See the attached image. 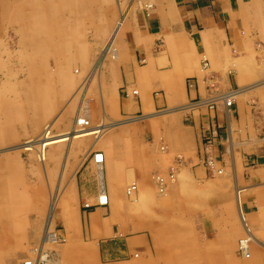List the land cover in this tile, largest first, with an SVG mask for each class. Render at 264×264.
Wrapping results in <instances>:
<instances>
[{
	"label": "rangeland",
	"instance_id": "rangeland-1",
	"mask_svg": "<svg viewBox=\"0 0 264 264\" xmlns=\"http://www.w3.org/2000/svg\"><path fill=\"white\" fill-rule=\"evenodd\" d=\"M120 1L124 6L131 5V20L143 15L144 9L151 10L144 7L146 4L143 6L132 0V3L119 0V5L117 0H0V150L36 138L56 117L54 129L64 131L72 125L79 109L89 115L93 125L103 120L121 119L118 116L117 80L118 48L123 30L114 42L119 55L115 57L110 52L103 65L96 68L98 71L92 70L114 30ZM148 3L153 5V0ZM34 12L38 13L40 20L31 21ZM257 29L258 38L262 39L264 27ZM38 39L45 43L37 44ZM255 54L253 52L252 56ZM65 116L69 118L68 126L62 121ZM116 129L102 133L95 144L94 135L75 139L68 154L63 146L65 149L62 148L60 156L54 160H49L48 156L47 174L32 151L0 152V264L30 263V248L43 235L55 194L52 228L57 230L60 240L57 245H52V249L57 251L61 264H73L77 260L80 264H94L96 253L97 264H264V204L258 203L254 216L248 214L244 201L249 190L240 186L242 212L253 237L249 238L239 216L232 172L227 171V175L224 170L219 174L228 185L223 188L220 184L205 185L183 168L179 173L182 171L180 175L186 177H180L177 172L179 185L171 191L176 183L173 180L167 195L159 194L153 181L143 187L157 194L151 196L152 201L124 194L127 184L137 183L134 179L126 178L118 186L117 192L121 191L122 195L117 194L120 200L115 210L119 213L113 212L110 216L114 233L118 236L121 232L123 238L133 232H148L150 245L140 248L138 257H100L97 242L89 234L85 218L95 207L85 208L82 199L77 198L76 177L80 176L95 150L106 151L110 161L117 156L112 159L114 174H119V169L122 174L137 163L140 167L147 165L135 155L124 153L118 157V150L112 141H108V136ZM214 137L216 130L212 129L211 137L206 141L210 142ZM248 163L250 165V161ZM165 174L168 176L169 170ZM157 175L163 174L152 171L151 180ZM116 176L114 184L119 181ZM73 183L74 197H69L67 189ZM222 195L230 198L224 199ZM256 195L262 197L261 192ZM205 219L211 220L210 227L216 231V241L207 234L206 223H209ZM149 223L151 227L147 226ZM152 229L156 234L151 232ZM244 238L248 248L241 251L238 243ZM81 241L85 245L90 242L92 247ZM206 247H215L216 250Z\"/></svg>",
	"mask_w": 264,
	"mask_h": 264
},
{
	"label": "crops",
	"instance_id": "crops-1",
	"mask_svg": "<svg viewBox=\"0 0 264 264\" xmlns=\"http://www.w3.org/2000/svg\"><path fill=\"white\" fill-rule=\"evenodd\" d=\"M153 5L150 13L140 14L135 20L126 22L128 25H124L126 28L123 27L125 29L121 36L117 80L118 116L121 120L129 117L138 119L120 126L109 138L118 150V157L124 153L135 155L140 161H146L147 165L140 167L137 163L130 170L125 169L120 174V180L129 178L140 185H148L152 182V171L166 173L174 158L181 155L183 170L208 184L214 181L212 176L216 175L208 162L217 159V165L227 175V171L233 173V182L235 176L238 185L251 186L245 197L244 209L254 216L260 201L256 193L261 192L264 197V31L262 39H259L257 29L264 27V0H153ZM253 52L256 53L254 56ZM200 61L209 62L208 74L200 69ZM248 73L251 75L248 76ZM190 77L195 80L189 85L187 81ZM245 85L254 91L249 89L241 95L243 98L239 96L241 98L236 99L229 111L221 104L214 109L201 107L189 112L176 110L177 106L181 107L189 101L208 98L217 91L246 88ZM131 86L134 90L131 88L130 91ZM144 113L149 114V118L143 117ZM165 121H168L167 124ZM212 129L216 130V137L211 138L210 142L206 141L207 137H211ZM173 132L178 134H171ZM164 144L168 149L161 151L160 147ZM155 152H159L157 155L161 160ZM253 162L256 164L251 166ZM86 166L76 177L77 193L83 202L96 197L98 193L94 170ZM111 166L113 168L115 163L111 162L108 167ZM235 172L239 175L242 173L241 177ZM222 179L225 180L224 177ZM109 212V209L94 208L85 215L87 229L97 242L100 257L132 256L133 251L150 245L148 232L123 238V234H118V237L112 233L114 227ZM93 215L97 217H89ZM206 220L209 223H206L207 234L215 239L216 231L210 227L211 220ZM92 227L97 228L95 230ZM102 230L105 231L102 233ZM97 261L96 256L95 263Z\"/></svg>",
	"mask_w": 264,
	"mask_h": 264
},
{
	"label": "bare ground",
	"instance_id": "bare-ground-1",
	"mask_svg": "<svg viewBox=\"0 0 264 264\" xmlns=\"http://www.w3.org/2000/svg\"><path fill=\"white\" fill-rule=\"evenodd\" d=\"M130 1V0H129ZM132 1H134V2H138L140 5H143V4H146L144 7H148V8H151V10H147V9H144L145 11H143L144 12V15H146V14H148V13H150L152 10H153V6L154 5H152V4H150V3H148V2H151V0H132ZM117 4L119 5V0H117ZM126 2H127V0H126ZM131 2V1H130ZM128 3V2H127ZM132 3V2H131ZM120 8L118 7V16H117V20H116V25L114 26V30H113V32H112V34H111V37H110V39H109V41L105 44V46H104V48L102 49V52H101V55H100V57L99 58H97L98 60H96L97 62H96V64H95V66H94V68L92 69L93 71H95V70H97L96 68H99L100 66H101V64L103 65V61L107 58V56H108V54L111 52H113L112 54H114L115 55V57H117L118 55H119V53L116 51V47L114 46V42H115V39L117 38V37H119V33L121 32V30H124L126 27L124 26L125 24H126V22H128L129 20H131L130 19V14H131V5H128V6H124V5H122V3H121V1H120ZM139 5V6H140ZM135 9H136V7H134ZM138 13V12H137ZM31 18V21L32 20H40V18H39V16H38V13L37 12H34V14L32 15V16H30ZM136 17V16H135ZM135 19V18H134ZM45 24V23H44ZM128 24H126V26H127ZM136 25V24H135ZM123 27H125L124 29H123ZM132 27H133V25H132ZM134 28H135V26H134ZM129 29V27H127V30ZM135 32V31H134ZM123 37H124V35H123ZM122 39V38H121ZM245 41V40H244ZM120 41H118V43H119ZM124 42V41H123ZM40 43H45L43 40H41V39H38L37 40V44H40ZM163 43V42H162ZM122 44V43H121ZM245 44V43H244ZM246 45V44H245ZM244 45V46H245ZM44 47H45V45H43ZM117 46V45H116ZM127 46V45H126ZM159 46V45H158ZM161 46H163L162 44H161ZM115 47V48H114ZM120 47V46H119ZM252 48V47H251ZM118 49H120V48H118ZM127 49V48H126ZM125 49V50H126ZM155 49V48H154ZM159 51V50H158ZM157 51V52H158ZM44 52V51H43ZM121 54H124V53H121ZM110 57V56H109ZM112 57V56H111ZM121 58V57H120ZM116 59V58H115ZM119 59V58H118ZM203 60V59H202ZM237 60V59H236ZM241 62H242V60H240ZM119 62V61H118ZM201 62V61H200ZM207 63H205L204 65H203V63L201 62V65H200V69L202 70V72L203 73H207L208 74V72H210V66H209V62L208 61H206ZM120 63V62H119ZM242 63H244V62H242ZM247 63V62H246ZM249 63L250 62H248V66H249ZM252 63V62H251ZM233 66H235L234 65V63H233ZM115 67V66H114ZM119 67V66H118ZM242 67V66H241ZM245 68H246V66H244ZM244 67L242 68V69H244ZM251 67H252V64H251ZM200 69H199V71H200ZM245 70V69H244ZM98 71V70H97ZM251 71H253V69L251 70ZM93 73H95V72H93ZM213 73V72H212ZM246 73V75H247V72H245ZM149 74V73H148ZM251 74H253V72L251 73ZM251 74H249L248 73V76L249 75H251ZM90 75H92V74H90ZM205 76V75H204ZM215 76V75H214ZM191 78H193V82H194V80H195V78L194 77H191ZM248 78V77H247ZM213 80H211L210 82H212ZM192 82V81H191ZM192 82V83H193ZM208 83V82H207ZM258 83V82H257ZM260 83V82H259ZM258 83V84H259ZM263 83V82H262ZM116 85V84H115ZM210 85H211V83H210ZM210 85H209V87H210ZM263 85V84H262ZM254 86H256V84L254 85ZM116 87V86H115ZM208 87V88H209ZM245 87L246 88H244V87H241V89L239 88V89H232V90H228V91H223V92H219V91H217V93H215V94H213L212 96H209L208 98H202V99H196V100H192V101H189L188 103H186L185 105H181V107H179V106H177L178 108H176V110H179V111H186V112H189V111H192V110H196V109H199V108H201V107H208V108H210L209 107V104H213V106H218V104H221L223 107H224V109L226 110V111H229L230 109H232V107H233V105H234V103H235V101H236V99L239 97V96H241L242 94H245V93H247V91L249 90V89H251L252 90V87H248V86H246L245 85ZM258 87V86H257ZM117 88V87H116ZM131 88H132V86L130 87V91H131ZM133 89V88H132ZM213 89V88H212ZM134 90V89H133ZM250 90V91H251ZM261 90V89H260ZM113 91H114V89H113ZM252 91H254V90H252ZM216 92V91H215ZM259 92V91H258ZM114 93V92H113ZM112 93V94H113ZM116 93V92H115ZM139 93V92H138ZM116 95V94H115ZM115 95H114V100H113V102L115 101ZM132 95V94H131ZM135 95V94H134ZM259 95V94H258ZM262 95H263V93H262ZM242 98H243V96H241ZM241 97H239V98H241ZM238 98V99H239ZM108 102H109V100H108ZM115 104V103H114ZM229 104H230V106H229ZM113 105V104H112ZM115 106V105H114ZM107 107H108V105H107ZM175 107V106H174ZM110 108V107H109ZM171 108H173V107H171ZM165 110V109H164ZM171 109H169V111H170ZM175 110V109H174ZM161 111H163V110H160V112ZM262 111V110H261ZM106 112V111H105ZM111 112V111H110ZM159 112V113H160ZM165 112H166V110H165ZM165 112H162V113H164L165 114ZM170 112H172V111H170ZM169 112V113H170ZM174 112V111H173ZM154 113H156V111L154 112ZM167 113V112H166ZM109 114V113H108ZM145 114V113H144ZM157 114V113H156ZM155 114V115H156ZM66 115H69V113H67ZM114 115H116V114H114ZM113 115V116H114ZM142 115V114H141ZM149 115V114H148ZM148 115H146L145 114V116H143V117H147ZM151 115H153V114H151ZM154 115V116H155ZM262 115H263V112H262ZM153 116V117H154ZM158 116V115H157ZM107 117V116H106ZM152 117V116H151ZM151 117H150V119H151ZM152 117V118H153ZM119 118H121V117H119ZM131 118V119H130ZM147 118H149V116L147 117ZM155 118V117H154ZM262 118V117H261ZM57 117L56 118H54V119H52L49 123H48V125L46 126V127H44V130H42L41 131V133L36 137V138H34V139H29V140H26V141H24V142H22V143H20V144H16V145H12V146H10V147H7V148H4V149H2V150H0V152H5V151H10V150H12V151H14V150H28V151H32L33 153H34V155H35V157H36V160L39 162V164H42V166H41V168H43V170L45 171L46 170V161H47V159H48V156H49V160H54L55 158H57V156L59 155L60 156V151L62 150V148H64L63 146H65L66 147V150H65V153L66 154H68L69 152H70V150H71V148H72V145H73V142H74V140L75 139H79V138H86V137H90V136H92V135H94L95 136V138H96V140H95V142H94V144L95 143H97L98 141H99V139H100V136L102 135V133H104L105 131H107V130H109V129H113L114 127H116V128H119L120 126H122V125H124V124H126V123H129L130 121H133V120H137L138 119V117L136 118H132V117H129V119H120V120H117V121H111V122H106V121H102V122H100V124H96V125H93V123H92V120H91V118L89 117V115H87L84 111H81V109H79L78 111H77V113H76V115H75V117H74V120H73V122H72V125L70 124V126H68L69 125V118L68 117H64L63 119H62V121H63V123H65V124H67V126L68 127H66V129L64 130V131H59V132H57L55 129H54V124H55V122L57 121ZM140 119V118H139ZM155 119H157V118H155ZM159 119V118H158ZM108 120V119H107ZM115 120V119H114ZM149 120V119H148ZM166 120V119H165ZM110 121V120H109ZM158 121V120H157ZM155 122V121H154ZM153 122V123H154ZM166 122H168V121H165V123ZM172 122V121H171ZM259 122V121H258ZM263 122V121H262ZM152 123V124H153ZM160 123V122H159ZM174 123V122H173ZM131 124H133V123H131ZM155 124V123H154ZM167 124V123H166ZM169 126H170V124H168ZM64 126V125H63ZM129 126V125H128ZM162 126V125H161ZM164 126V125H163ZM167 126V125H166ZM176 126V125H175ZM124 127V126H123ZM154 127V126H153ZM155 130V129H154ZM169 130V129H168ZM9 131V130H8ZM112 131V130H111ZM121 130H119V132H120ZM174 131V130H173ZM118 132V131H117ZM118 132V133H119ZM153 132V131H152ZM151 132V133H152ZM157 132H159V131H157ZM164 132H166V131H164ZM181 132V131H180ZM110 133L111 132H109V134L108 135H110ZM175 132H173V133H171V134H174ZM177 133V132H176ZM175 133V134H176ZM117 134V133H116ZM120 134H121V132H120ZM164 134V133H163ZM170 134V133H169ZM178 134V133H177ZM113 135V134H112ZM152 135V134H151ZM159 135V134H158ZM180 135V134H179ZM170 136V135H169ZM109 137V136H108ZM116 137V136H115ZM117 138V137H116ZM161 138H163V136L161 137ZM177 138V137H176ZM168 139H169V137H168ZM264 139V138H263ZM175 141H176V139H174ZM181 140H182V138H181ZM108 141H110V140H108ZM107 141V142H108ZM117 141V140H116ZM170 141V140H169ZM258 141V140H257ZM111 142V141H110ZM78 143V142H77ZM155 143H156V141H155ZM169 143V142H168ZM170 143H171V141H170ZM247 143H249V141H247ZM247 143H244V144H247ZM120 145V144H119ZM176 145V144H175ZM157 146V145H156ZM170 146V145H169ZM154 148H155V146H154ZM171 148V147H170ZM65 149V148H64ZM156 149L157 148H155V151H156ZM160 149H161V151H165V150H167L168 148H167V146L164 144V145H162L161 147H160ZM105 152L106 151H102V150H95V151H92L91 153H92V157L90 158V160H89V162L87 163V166H88V168H92L93 170H94V174H95V176L97 177V183H98V193H97V195H96V197L94 196V198H88V197H86V198H88L85 202H84V207L85 208H92V207H95V209L96 208H105V209H109L110 210V214H113V212H116V214H118L117 213V211L115 210L116 208H117V206H119V204H118V202H119V196L117 195L118 193H122L121 191L119 192H117V190H119L120 189V187H118V186H120L121 185V183L123 182V181H121L122 179L120 178V173L119 174H114L113 173V169H115L114 167L112 168V166L111 167H108V166H110V165H108V164H111V161L113 162L114 160H112V159H116V157L114 158H112L111 159V161L107 158V154H105ZM107 153V152H106ZM156 153V152H155ZM163 153V152H162ZM62 154H63V152H62ZM114 154V153H113ZM113 154H111V155H113ZM157 154H159V152L158 153H156V155ZM115 155H117V154H115ZM156 155H154V156H156ZM161 155V154H160ZM114 156V155H113ZM151 156V155H150ZM157 156H159V155H157ZM163 156V155H162ZM161 156V157H162ZM178 156H180L179 158L176 156L175 157V160H173V165H171L170 166V168H169V174H168V176L165 174V173H162L163 175H157V176H155L154 178H152L153 180V184H154V186L156 187V189L158 190V193L159 194H161V195H165L166 193H167V190H168V188L170 187V185L171 184H173L176 180H177V172L179 173V170L181 169V168H184V166H183V159H182V157H181V155H178ZM261 156V155H260ZM159 158H160V156H159ZM261 158V157H260ZM86 159V158H85ZM6 160H8V159H6ZM160 160H161V158H160ZM238 160V159H237ZM82 161V160H81ZM109 161V162H108ZM154 161V160H153ZM162 161H163V157H162ZM264 161V160H263ZM239 163L241 162V161H238ZM8 163V162H7ZM81 163V162H80ZM231 163H232V161H231ZM235 163V162H234ZM218 164V161H217V159H216V161H209L208 162V166H210L212 169L214 168V170H213V174H216V177H214V181H212V182H210V183H208V184H211V183H214V184H216V185H219L220 184V186L221 187H223V188H225V187H227L228 185H226V182H223L222 180H221V178H222V176L221 175H219V174H221L222 172H224V169L223 168H221V167H219V165H217ZM236 164H237V162H236ZM241 164V163H240ZM8 165H9V163H8ZM81 165H82V163H81ZM234 165V164H233ZM232 165V166H233ZM238 165V164H237ZM79 166V165H78ZM86 166V167H87ZM159 166V165H158ZM215 166H217V167H215ZM239 166V165H238ZM260 166V165H259ZM150 167H152V166H150ZM154 168V167H153ZM161 168V167H160ZM190 168V167H189ZM236 168V167H235ZM239 168H240V166H239ZM254 169V168H253ZM223 170V171H222ZM235 170H237V169H235ZM243 170V169H242ZM155 171V170H154ZM233 171V170H232ZM247 171V170H246ZM46 172V171H45ZM163 172V171H162ZM239 172H240V170H239ZM180 173H183L182 171L180 172ZM180 173H179V175H180ZM236 174H238V172H235ZM263 173H264V171H263ZM46 174H47V172H46ZM114 174V175H113ZM233 174V173H232ZM242 174V173H241ZM240 174V175H241ZM253 174H254V172H253ZM259 174V173H258ZM257 174V175H258ZM117 175V176H116ZM178 175V176H179ZM239 175V174H238ZM237 175V176H238ZM239 175V176H240ZM264 175V174H263ZM114 176H116L117 178H118V180L119 181H117V183H113V178H115ZM181 176H183V174H181L180 175V177ZM194 176V175H193ZM248 176V175H247ZM260 176V175H259ZM262 176V175H261ZM183 177H186V176H183ZM241 177V176H240ZM244 177V176H243ZM249 177V176H248ZM234 178L236 179V177L234 176ZM238 179H239V177H237ZM250 178V177H249ZM252 178H253V175H252ZM260 178V177H259ZM121 179V180H120ZM235 179H234V182H233V184H234V186L236 187L235 188V190H236V200H237V207H238V212H239V216H240V219L242 220V222H244L243 224H244V226H245V230H246V234H247V236H249V238H253L252 236H251V233H250V230H249V228L247 227V224L245 223V216H244V214H243V212H242V206H241V190H242V188L240 187V186H243V184L242 185H238V183L237 182H235ZM243 179V178H242ZM96 180V179H95ZM173 180H174V182H173ZM179 180V179H178ZM228 180V179H227ZM116 181V180H115ZM114 181V182H115ZM121 181V182H120ZM76 182V181H75ZM144 182V181H143ZM178 182V181H177ZM207 182H209V180H207ZM238 182H239V180H238ZM249 182H250V180H249ZM138 183V182H137ZM136 182H131V183H129V184H127L126 185V187L124 188L125 189V192H124V194H126L128 197H134V196H136V195H138L141 199L143 198V199H151V196L153 197L155 194H153V192H151V191H149V189H147V190H144V188L143 187H146L147 185H140L139 183L137 184ZM142 183V182H141ZM114 184V185H113ZM264 184V183H263ZM2 185H3V183H2ZM177 185H179V184H177V183H175L173 186H172V190L171 191H174V190H176L177 189ZM205 185H207V184H205ZM246 185V184H245ZM244 185V186H245ZM253 185H255V184H253ZM260 185V184H259ZM6 186V185H5ZM77 186H78V184H77ZM249 186V185H248ZM245 187H247V186H245ZM252 187H254V186H252ZM256 187H257V185H256ZM4 188V187H3ZM73 188H74V183L73 184H71V186L67 189V191H68V195H69V197H74V195H73ZM249 188H251V186H249ZM248 188V189H249ZM83 189V188H82ZM257 190H258V188H256ZM263 189V188H262ZM84 190V189H83ZM82 190V191H83ZM256 190V191H257ZM260 190V189H259ZM124 191V190H123ZM57 192H58V190H57ZM11 193V192H10ZM83 193V192H82ZM260 193V192H259ZM264 193V192H263ZM3 194H5V193H3ZM11 195V194H10ZM57 194H55V196H56ZM122 195V194H121ZM125 195V196H126ZM157 195V194H156ZM155 195V196H156ZM167 195V194H166ZM3 197L5 196V195H2ZM55 196L53 197V200H52V202H51V204L52 205H50V208H49V212H48V214H47V218H46V221H45V228H44V232H43V235L41 236V238H40V240H38V242H36L31 248H30V254H31V260H30V263L29 264H61L60 262H61V260L59 259V255H58V253H57V251H55L54 249H52V247L54 246V245H57V243L59 242V237L57 236L58 234H57V230L55 229V228H52V226H53V221H54V216H53V208H54V202H56V199H55ZM86 195L84 194L83 195V197H85ZM89 196V195H88ZM66 197H67V195H66ZM69 197H67V198H69ZM79 196H77V198H78ZM222 197H224V199H228V198H230V197H228V196H225V195H222ZM138 198V197H137ZM66 199V198H65ZM65 199H64V201L63 202H65ZM76 199V198H75ZM262 199H264L263 197H261L260 198V201H259V203H261V204H264V202H262ZM135 200V199H134ZM16 201V200H15ZM151 201H152V199H151ZM157 201H160L159 199L157 200ZM164 201V200H163ZM163 201H161V202H163ZM166 201V200H165ZM169 201V200H168ZM167 201V202H168ZM166 202V203H167ZM165 203V202H164ZM81 204V203H80ZM83 205V204H82ZM81 205V206H82ZM5 206V205H4ZM121 207H122V205H120ZM6 207V206H5ZM8 207V206H7ZM64 207V206H63ZM3 208V207H2ZM1 208V209H2ZM123 208V207H122ZM121 208V209H122ZM68 210V209H67ZM67 210H66V212H67ZM7 212V211H6ZM72 212V211H71ZM179 212V211H178ZM183 212V211H182ZM107 213V212H106ZM131 213V212H130ZM129 213V214H130ZM98 214V213H97ZM96 214V215H97ZM101 213H99L98 215H100ZM95 215V214H94ZM89 216L90 218L92 217V218H94V217H97V216ZM182 215H183V213H182ZM68 216V215H67ZM127 216V215H126ZM185 215H183V218H185L184 217ZM209 216V215H208ZM70 217V216H69ZM139 218V217H138ZM178 218V217H177ZM100 219V218H99ZM99 219H97L98 221H99ZM106 219V218H105ZM119 219V218H118ZM117 219V220H118ZM132 219V218H131ZM142 219V218H141ZM174 219V218H173ZM175 219H176V216H175ZM88 220V219H87ZM92 220V219H91ZM93 220H96V219H93ZM108 220V219H107ZM71 221V220H70ZM97 221V222H98ZM100 221H102V220H100ZM109 221V220H108ZM133 221H135V223H136V220L134 219ZM137 221H140V220H137ZM66 222V221H65ZM115 221H113V223H114ZM146 222V221H145ZM101 223V222H100ZM105 223V222H104ZM109 223V222H108ZM112 223V222H111ZM134 223V222H133ZM139 223V222H138ZM138 223L136 224V225H138ZM89 224V223H88ZM95 224H96V221H95ZM97 224H99V223H97ZM109 225V224H108ZM133 224H131V226H132ZM145 225H147V224H145ZM144 225V226H145ZM151 223H149V225H147V226H149V227H151ZM101 226H102V223H101ZM121 226V225H120ZM109 227V226H108ZM93 228V227H92ZM95 228H97V227H95ZM95 228H93V229H95ZM101 228V227H100ZM127 228V227H126ZM133 228V227H132ZM99 229V228H98ZM121 229V228H120ZM96 230V229H95ZM108 231H109V229H107ZM128 230V229H127ZM99 231V230H98ZM105 230H102V233L104 232ZM119 231H121V230H119ZM153 234H156V231L154 232V229H152V231H151ZM106 233H109V232H107L106 231ZM105 233V234H106ZM112 233H114V232H112ZM116 233V232H115ZM87 234V233H86ZM95 234V233H94ZM94 234H92V235H94ZM118 234H122L121 232H119ZM133 234H134V232H133ZM158 234V233H157ZM87 236V235H86ZM154 236V235H153ZM157 236V235H156ZM97 237V236H96ZM169 237H171V236H169ZM185 237H186V234H185ZM167 238H168V236H167ZM172 238L174 239L175 238V236H172ZM184 238V237H183ZM86 240V239H85ZM155 240H157V239H155ZM214 241V240H213ZM207 242H208V240H207ZM79 243H80V241H79ZM78 243V245L79 246H81V244H79ZM81 243H82V241H81ZM86 243V242H85ZM210 243V242H209ZM247 239L246 238H244V239H240L239 240V243H238V249H240L241 251H245V250H247ZM83 244V243H82ZM91 243L89 242V245H90ZM53 245V246H52ZM77 245V246H78ZM83 245H85V244H83ZM86 245H88V244H86ZM85 245V246H86ZM88 245V246H89ZM72 246L74 247L75 245H73L72 244ZM78 246V247H79ZM90 247H92L91 245H90ZM54 248V247H53ZM75 249V248H74ZM90 249V248H89ZM206 249H215L216 250V248L214 247H206ZM92 251V250H91ZM143 251H144V249H143ZM94 252V251H93ZM79 253H81V251L79 252ZM141 253V251H139V249L138 250H136V251H133L132 252V256H135V257H138L139 256V254ZM82 254V253H81ZM93 254V253H92ZM91 254V255H92ZM95 254V253H94ZM84 259V258H83ZM92 260V259H91ZM95 260H96V254H95V258H94V264H96L95 263ZM79 260H77V262L76 263H73V264H80L79 262H78ZM201 262V261H200ZM84 263H86V262H84ZM91 264V263H90ZM186 264H190V263H186ZM196 264V263H195ZM199 264V263H198Z\"/></svg>",
	"mask_w": 264,
	"mask_h": 264
},
{
	"label": "built area",
	"instance_id": "built-area-1",
	"mask_svg": "<svg viewBox=\"0 0 264 264\" xmlns=\"http://www.w3.org/2000/svg\"><path fill=\"white\" fill-rule=\"evenodd\" d=\"M202 63H203V65L205 64V63H207L206 61H202ZM191 81H193V78H190L189 80H188V82H189V85H190V82ZM229 106H230V104H229ZM209 107H210V109H214V108H216V106H213V104H209ZM209 137H207V139H208Z\"/></svg>",
	"mask_w": 264,
	"mask_h": 264
}]
</instances>
